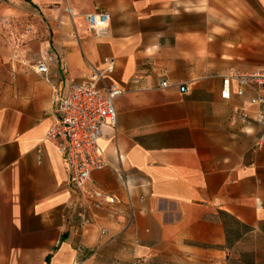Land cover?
<instances>
[{
  "label": "crops",
  "instance_id": "obj_1",
  "mask_svg": "<svg viewBox=\"0 0 264 264\" xmlns=\"http://www.w3.org/2000/svg\"><path fill=\"white\" fill-rule=\"evenodd\" d=\"M54 1L0 7L64 22L41 45L39 60L54 56L51 82L6 61L12 37L0 33V264H264V105L250 103L251 90L220 94L223 76L264 67V0ZM99 9L111 17L101 37L85 19ZM107 57L116 60L107 81L124 93L117 127L99 140L111 166L89 186L120 203L90 208L83 225L68 165L46 135L54 86L66 95L69 78L87 80Z\"/></svg>",
  "mask_w": 264,
  "mask_h": 264
},
{
  "label": "built area",
  "instance_id": "obj_2",
  "mask_svg": "<svg viewBox=\"0 0 264 264\" xmlns=\"http://www.w3.org/2000/svg\"><path fill=\"white\" fill-rule=\"evenodd\" d=\"M62 2L63 0H58ZM66 12L72 17L71 8ZM88 31L101 37L107 33L110 25V13L99 9L85 15ZM12 61L21 63L44 76L51 82L50 65L54 61L52 54H46L42 60L34 61L26 55L15 53ZM116 60L114 57L105 58L102 69H94L85 81L69 78V87L66 95H60L54 86L53 101L55 121L47 132L46 139L52 142L62 154L70 171V183L80 196L78 215L82 224L89 222L88 211L115 207L120 199L89 183L93 171L103 170L111 166L110 162L100 154L99 140L106 126L117 127L118 114L115 107L116 99L124 93V89L114 82H108V77L114 72ZM12 72L16 73L13 65ZM234 84L237 85L234 88ZM168 80L161 82L160 87H167ZM186 86H181L185 91ZM246 90L255 94L249 101L253 105H264V67L250 72L234 71L223 76L221 97L231 99L234 94L239 97L245 95ZM257 121L264 122V113L260 112ZM120 178L125 180L121 168H115ZM81 252V247L78 248ZM96 250L92 251L94 254ZM147 259L143 258L142 262ZM76 258L73 264H80Z\"/></svg>",
  "mask_w": 264,
  "mask_h": 264
},
{
  "label": "rangeland",
  "instance_id": "obj_3",
  "mask_svg": "<svg viewBox=\"0 0 264 264\" xmlns=\"http://www.w3.org/2000/svg\"><path fill=\"white\" fill-rule=\"evenodd\" d=\"M4 0H0V7ZM52 6H61L62 2L55 0ZM46 8L45 6L43 7ZM2 8H0L1 10ZM16 22L14 21L16 18ZM64 25L60 17L48 18L45 12L33 13L24 12L20 14L0 11V33L6 31L12 38L7 39L3 44L4 51L7 50L6 61L14 55L16 50L25 53L31 60L41 58V45L44 41L51 40L57 30ZM2 34V33H1ZM168 264H179L178 261H171Z\"/></svg>",
  "mask_w": 264,
  "mask_h": 264
}]
</instances>
